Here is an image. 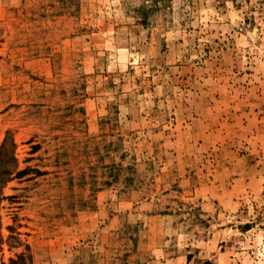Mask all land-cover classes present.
<instances>
[{
	"label": "rangeland",
	"instance_id": "rangeland-1",
	"mask_svg": "<svg viewBox=\"0 0 264 264\" xmlns=\"http://www.w3.org/2000/svg\"><path fill=\"white\" fill-rule=\"evenodd\" d=\"M253 107L264 0H0V264H264Z\"/></svg>",
	"mask_w": 264,
	"mask_h": 264
},
{
	"label": "crops",
	"instance_id": "crops-1",
	"mask_svg": "<svg viewBox=\"0 0 264 264\" xmlns=\"http://www.w3.org/2000/svg\"><path fill=\"white\" fill-rule=\"evenodd\" d=\"M251 118L256 120L258 122V125H256L257 131L254 130L250 138H246L245 140L248 143L246 146V150L250 151L251 153L250 155L252 159V169H255L254 172L256 174L262 175V173L264 172H261L258 167H259V163L261 162V158H262L261 155H263L262 151H264V138H263L264 137V108L263 109L260 108L256 110V108L253 107ZM236 152H237V149H236ZM247 156H249L248 152H246L245 155L242 154L241 156L235 155L234 156L235 160L244 161L243 162L244 164H241V163L238 164L237 162H234L235 166L232 163H230L227 166L229 167L230 170L233 169V167L235 168L234 172L238 176L236 177L235 181L239 182L240 180H243L245 176L250 173V170H248L249 165L245 166V164L248 163L246 162Z\"/></svg>",
	"mask_w": 264,
	"mask_h": 264
},
{
	"label": "trees",
	"instance_id": "trees-1",
	"mask_svg": "<svg viewBox=\"0 0 264 264\" xmlns=\"http://www.w3.org/2000/svg\"><path fill=\"white\" fill-rule=\"evenodd\" d=\"M18 170V159L10 149L9 145L4 144L2 150H0V200L2 199V187L6 184L10 178L17 173ZM15 240L20 241L18 236H12ZM4 243L3 235L1 233V223H0V252L2 250V245ZM26 248H29L26 245ZM11 264H32V254L27 252H21L17 254L16 258H10Z\"/></svg>",
	"mask_w": 264,
	"mask_h": 264
}]
</instances>
